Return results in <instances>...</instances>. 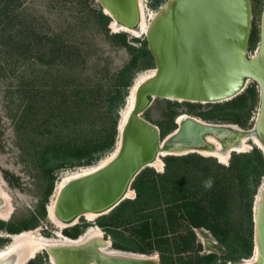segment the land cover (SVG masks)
<instances>
[{
    "label": "trees",
    "instance_id": "1",
    "mask_svg": "<svg viewBox=\"0 0 264 264\" xmlns=\"http://www.w3.org/2000/svg\"><path fill=\"white\" fill-rule=\"evenodd\" d=\"M162 1L167 0H155V6ZM90 10L111 44L126 48L131 57L117 71L110 72L108 64L95 66V72L83 81L70 70L85 61L84 44L50 47L47 69L42 71L44 86L32 94L34 87L26 90V106L16 122L19 133L33 137L39 148L37 154L48 158L46 175L63 166H91L113 151L121 109L135 76L142 69L155 67L146 38L133 37L139 43L134 45L127 32H111L113 19L102 6ZM63 73L71 75L64 78ZM255 94L254 90L250 107L245 93L219 103H183L190 113L206 120L235 121L238 114L254 105ZM204 105L209 109H199ZM238 123L247 125L246 120ZM177 127L176 123L164 126L162 136ZM164 161L163 172L146 167L138 174L132 184L135 198L125 199L96 219L95 223L111 236L113 247L147 255L157 253L161 264H236L251 258L255 248V198L264 179L263 150L255 145L249 151H234L228 164L197 153L167 155ZM209 179L212 187L205 188L204 182ZM53 185L54 177L41 202L42 215L47 213L45 203ZM90 223L63 232L77 238ZM30 228L29 223L16 227L0 221V229L11 233ZM197 230H208L224 250L208 247L210 251L206 252Z\"/></svg>",
    "mask_w": 264,
    "mask_h": 264
},
{
    "label": "water",
    "instance_id": "2",
    "mask_svg": "<svg viewBox=\"0 0 264 264\" xmlns=\"http://www.w3.org/2000/svg\"><path fill=\"white\" fill-rule=\"evenodd\" d=\"M97 1L122 27L140 25V0ZM252 22V0H167L161 5L145 33L156 71L136 91L134 107L120 135V148L106 164L66 182L55 207L60 221L71 223L88 212L100 216L130 198L128 191L133 190L136 196L134 180L144 168L152 166L161 150L179 155L189 153H178L185 149H215L216 144L208 141L211 135L224 149L244 137H257L260 143L255 144L264 152V9L260 45L254 53L250 52ZM250 80L260 89L252 129L188 114L163 138L160 127L144 116L156 98L219 103L240 95ZM3 200L0 196V206ZM254 223L253 255L257 250V257L245 264H264V179L255 201ZM109 241L103 238L46 252L49 257L53 254L58 264H161L159 254L156 257L115 249L111 238ZM204 244L219 252L224 250L212 237H207Z\"/></svg>",
    "mask_w": 264,
    "mask_h": 264
},
{
    "label": "rangeland",
    "instance_id": "3",
    "mask_svg": "<svg viewBox=\"0 0 264 264\" xmlns=\"http://www.w3.org/2000/svg\"><path fill=\"white\" fill-rule=\"evenodd\" d=\"M252 3L253 22L250 52L254 53L260 45L264 0H252ZM144 4L146 19L148 20L149 17L148 22H150L161 7V4L155 6V0H144ZM100 7L101 5L97 0H0V174L3 179V188L10 194L14 206L13 213L8 220L0 218V221L5 222L7 226L18 227L24 225V223H29L31 229L37 230V233H41L45 237H57V234H55L57 231L62 232L66 228L83 225L86 222L91 223L85 227L80 236L86 233L89 228L98 226L94 219L99 216L91 220L88 217L86 218V215H81L77 217L76 222H73L74 224L63 229L59 228L48 217V203L52 200L57 182L62 177L80 173L100 163L112 151L91 166H63L46 175L48 158H43L40 154H37L39 148L35 146L36 144L34 145L33 137L24 134L22 131L19 133L16 128V122L26 106L24 99L26 90L34 87L35 90H30L29 93L32 94L36 91V88L44 86V73L42 74V71L47 69L46 61L50 59L51 55L48 51L52 45L62 46L64 43L84 44V49L88 52L85 54V61L77 64V69H73V71L69 69L71 73H74L73 76L75 75L83 81L95 72V66L108 64L109 71L113 72L128 62L131 57L130 52L126 48L112 45L103 34V30L101 31L100 24H96L95 15L93 10L91 11L90 9H99ZM110 30L111 32L122 31L114 29L111 24ZM127 33L129 34V41L134 45L139 43L134 42L133 37L145 38V34L134 35L130 32ZM153 68L155 67L142 69L136 76ZM103 73H106V69ZM65 75L71 74L63 73L62 76L66 78ZM73 76L69 79H72ZM254 90L256 92L254 95L256 102H254L250 110L238 114L235 121L206 120L199 115L190 113L189 107L183 101L165 98L154 99L145 111L144 116L158 125L161 131H163L164 126H172V123L178 125V116L181 114H190L208 122L237 124L249 130L254 127L258 114L260 89L256 82L250 80L245 90L241 93L247 95V100L245 101L250 107L254 101ZM237 102L240 103L241 101L237 100ZM199 109L205 111L209 109V106L204 105ZM176 110L180 111L179 115L174 114ZM113 113L115 114V112ZM245 120L247 121L246 126L238 123ZM172 131L174 130H171L168 134ZM168 134L163 135V138ZM248 141L251 145L248 149L252 150L251 147L256 145L255 141L251 138ZM189 153L203 155L198 151H189ZM232 154L233 152H231V156ZM165 156H161L162 160H164ZM203 156L209 157L210 155L204 154ZM230 158L226 164L229 163ZM216 159L221 162L219 158ZM77 161L80 160L77 159ZM150 167L158 172L165 170V166L164 169H159L156 166ZM53 177V191L45 203L47 213L42 215L41 202L46 196ZM4 206H7L6 202L0 208ZM103 231L106 237L111 238L104 229ZM197 231L198 237L203 243L207 237L215 239L208 230ZM62 233L65 234L64 232ZM11 234L5 229L0 230V249L9 245L10 242L12 243ZM205 247L206 252L210 251L207 245ZM243 260L245 259H242L241 262ZM27 264H52V262L48 253L44 250ZM227 264L234 263L228 262Z\"/></svg>",
    "mask_w": 264,
    "mask_h": 264
},
{
    "label": "bare ground",
    "instance_id": "4",
    "mask_svg": "<svg viewBox=\"0 0 264 264\" xmlns=\"http://www.w3.org/2000/svg\"><path fill=\"white\" fill-rule=\"evenodd\" d=\"M140 9H141V23L137 28H133V29L128 28L127 29L124 26L122 27L121 25H119L115 20H113L111 22V26L116 30L129 31L130 33H132L134 35L145 34L150 22H148L149 17H148V20L146 19L144 0H140ZM155 71H156V69L153 68V69H150V71H148L146 73L141 72L140 74H138V76H136L133 85L130 87V92H129V95L127 97L126 104L121 109L120 120L118 123V126L120 125L118 128V131H119L118 141H117L116 147L112 151V153L108 157L104 158L100 163L95 164V165L85 169L84 171H82L80 173L66 175L65 177H62V179L60 181L57 182L56 188H55L53 196H52V200L48 203V214H49L48 217L59 228L63 229L65 227H68V226L74 224L73 222H76V220H77V218H76L71 223H64L56 217L55 207H56V201H57V197L59 195L60 190L66 184V182L70 181L73 178L81 176L83 174L89 173L90 171H93L94 169H97L98 167L109 162L117 154V152L120 148V145H121L120 135L122 133V128H123L124 123L127 120L128 116H129L130 112L132 111L134 104H135L136 91H137L139 85L144 80H146L149 77H151L152 75H154ZM185 115L186 114L179 115L178 121H181ZM235 125H237V124H235ZM251 139H253L255 141V143H260V140L257 137H253ZM248 140H249L248 138L244 137L237 144H233V145L229 146L228 148L224 149L222 143L219 142L218 139L209 135L208 141L216 144L215 149L191 148V149L180 150L178 153H180V152L186 153L189 151H198L199 153H202L203 155L205 154V155L214 156L216 158H219V160L221 162L227 163L233 149L236 151H247V150H249L248 148H250L251 145H250ZM168 153H170V152L161 150L157 160L152 162L151 165L156 166L159 169H164L165 163H164V160H162L161 156H165ZM2 181H3V179L0 177V196L4 199L3 201L6 202L7 206L0 208V218L8 220L13 213L14 206L12 204L10 194L8 192H6L3 188V182ZM127 195L130 198L135 197V193L133 190L128 191ZM257 195H256V197H257ZM85 215H86L85 216L86 218L88 217V219L92 220L95 217H97L98 214H96L94 212H88ZM94 220H96V219H94ZM34 230L30 228V229L23 230L21 232L15 233V234H11L10 237L13 239L12 243L10 242L9 245L0 249V264H27L30 260L34 259L39 253H41L44 250H48V249L52 250V249H55L58 247H68V246H74V245H81V244H84V243H86L88 241H92V240H101L104 238V239L108 240V243L110 242L109 241L110 237L109 238L106 237L105 232L103 231V229L100 226H94V227L89 228L86 233L82 234L80 237H77L76 239L63 234L62 233L63 230H62V232L57 231V233H55V234H57L56 235L57 237H45L41 233H37L38 232L37 230H36L37 232ZM154 255L157 257V253ZM256 257H257V250H256V253L253 256H251V258H247L243 262L236 263V264H245L248 262H252L256 259ZM50 260H51L52 264H58L56 262V259H55L53 254H51Z\"/></svg>",
    "mask_w": 264,
    "mask_h": 264
},
{
    "label": "clouds",
    "instance_id": "5",
    "mask_svg": "<svg viewBox=\"0 0 264 264\" xmlns=\"http://www.w3.org/2000/svg\"><path fill=\"white\" fill-rule=\"evenodd\" d=\"M212 183H213V182H212L211 179L205 181V182H204V186H205V188H211V187H212Z\"/></svg>",
    "mask_w": 264,
    "mask_h": 264
},
{
    "label": "flooded vegetation",
    "instance_id": "6",
    "mask_svg": "<svg viewBox=\"0 0 264 264\" xmlns=\"http://www.w3.org/2000/svg\"><path fill=\"white\" fill-rule=\"evenodd\" d=\"M0 230H3V229H0ZM9 232V231H8ZM9 233H11V232H9ZM13 234V233H12ZM31 261V260H30Z\"/></svg>",
    "mask_w": 264,
    "mask_h": 264
}]
</instances>
